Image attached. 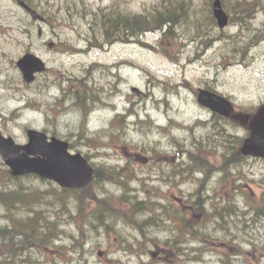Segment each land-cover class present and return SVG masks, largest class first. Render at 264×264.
Returning <instances> with one entry per match:
<instances>
[{
  "label": "rangeland",
  "instance_id": "rangeland-1",
  "mask_svg": "<svg viewBox=\"0 0 264 264\" xmlns=\"http://www.w3.org/2000/svg\"><path fill=\"white\" fill-rule=\"evenodd\" d=\"M35 1L40 10L52 9L51 14L58 18L33 21L14 0H0V130L18 143H27L28 128L69 141L75 153H89L103 175L108 167L124 169L136 190L129 196L156 204H149V211H135L133 225L137 230L121 223L114 225L115 213L123 214L120 204L124 205L125 196L97 175L96 182H100L94 189L100 198L105 197L102 207L113 213L106 216L110 222L103 224L100 203L83 204L85 192L74 191L80 192L84 201L67 209L68 198L64 203L56 199L55 194L63 190L56 182L36 175L14 178L0 155V228L7 226L11 235L0 245V256L17 250L23 261L4 264H264V161L248 158L223 169L224 156L235 146L239 149V142L248 134L241 124L244 113L253 112L264 102V40L249 50L243 62L241 55L227 56L220 47L226 39L205 49L183 30H178L175 47L170 39H164V30L140 37L169 49L178 60L135 41L90 47V25L82 4L75 3L80 4V0ZM84 1L85 7L94 8L108 2ZM152 1L131 0V7L141 11ZM203 1L195 0L196 8H201ZM257 10L260 13L246 39L264 26V11L261 7ZM40 28L42 36L38 35ZM225 31L235 35L240 26L234 22ZM49 41H54L53 48L48 47ZM26 52L37 54L48 66L33 84L24 82L17 66ZM84 77L92 88L87 100L93 110L89 109L87 122L82 108L73 105L71 93L72 85ZM200 88L230 97L237 106L236 120L221 119L202 106L197 100ZM192 145L201 147L211 167L200 196L195 189L201 182L185 180L182 168L187 161L184 149ZM196 177L202 178L203 173L196 172ZM17 184L20 188L14 189ZM20 190L26 192L25 202H31L34 211L19 206L15 210L6 204L4 194L16 191L22 195ZM197 201L203 205L201 210ZM217 207L226 208L223 216L220 212L209 214ZM93 209L101 225L94 223L84 235L79 223L87 225L92 215L86 213ZM156 209L165 220H173L168 222L171 230L153 222ZM177 209L185 212L184 219L176 217ZM32 215H39L38 223L57 236L44 250L23 255L9 238L14 236L13 230L19 231V223L25 231L33 232V225L27 223ZM192 217L197 219L200 232L190 228L187 235L182 228ZM59 230L62 234L58 236ZM73 245L80 247L81 254L74 252Z\"/></svg>",
  "mask_w": 264,
  "mask_h": 264
},
{
  "label": "trees",
  "instance_id": "trees-1",
  "mask_svg": "<svg viewBox=\"0 0 264 264\" xmlns=\"http://www.w3.org/2000/svg\"><path fill=\"white\" fill-rule=\"evenodd\" d=\"M31 6L38 9L39 5L35 0H26ZM108 2L105 4H100L96 8L92 7L93 5H89V7H85V1L80 0V4L77 2L76 5H81L85 12V18L89 23L90 35H89V43L94 47H104L105 44H114L116 42H138L141 45L148 47L157 52H161L162 55L166 56L171 60H178L176 55L172 53L169 49L162 47L158 48L154 45L146 43L140 39L142 35L146 32H155L157 30H164V39H170L174 44V47L178 45L179 39V31H185L186 35L191 41H199L202 48L209 49L213 46L215 42L224 41L226 39V44H221L220 47L226 50L227 56H237L241 55V59L243 62L248 56L249 50L258 44L261 40H264V26L257 29L254 34V37H249L246 39V32L253 30V19L257 17L258 7H261V10L264 11V3L263 0H223L224 6L227 8L229 12L234 11L236 15H232V23L236 22L240 26V31L235 35L225 33L226 31L217 30L216 19L213 16L212 4L213 0H204L201 8H196L195 0H154L150 4L146 5L143 10L135 11L131 7V0H107ZM41 4V3H39ZM87 5V4H86ZM42 14H48L44 10L41 11ZM88 16V17H87ZM264 25V24H263ZM215 30H217L216 33ZM227 37H226V36ZM227 59L226 57H224ZM97 65V64H96ZM78 83L72 85L71 93L75 98V104L79 105L84 113V116H88L89 109L91 108V103L87 100L88 97L92 95V88L88 84L87 79L79 78L77 79ZM90 140V139H89ZM92 140V139H91ZM241 140V139H240ZM178 142L180 140H177ZM241 141L239 142V144ZM179 144H182L179 142ZM187 150V161H185L186 165L183 168L185 180H193L195 179L196 168H208L210 167L209 162L206 163V160L203 156V151L199 145H192ZM198 157L202 163V165H196L197 161L191 160V157ZM243 156L240 154L239 150L235 146V150L228 156H224L223 160V169H225V163L229 159H234L237 162L241 163L243 160ZM210 172V170H209ZM128 173L125 172L124 169H117L116 167H108L105 170L104 175L98 173V176H102V180L104 184H114L116 188L123 191L125 199L123 200L124 205L120 204V207L123 208V214L115 213L117 215V220L114 225H123L124 227H137V225H133L135 222L133 220V215L135 211L140 208V210L147 211V205L149 203L156 204L155 202H150L147 200H140L136 195H130L129 193L135 192L133 187H130V182L126 178ZM97 176V179L98 178ZM11 177V176H10ZM9 177V178H10ZM95 180V182H96ZM207 180H201V186L195 189L196 195H201L202 186H204ZM100 182V181H99ZM96 182V183H99ZM95 184V183H94ZM94 184L84 188V189H63L61 193H56V199L61 200L68 198V201L65 203V207L70 209L71 204H75L76 206H80V204L84 201L82 196H80V192L74 193V191L82 190L85 192V201L83 204H87V201L90 202L92 199L96 201V191L94 190ZM20 188V185L14 189ZM22 195L19 192L11 191L9 193H5L6 195V204L10 206L12 209H28V212L34 211V208L31 207V202L26 201L27 197L26 192L20 190ZM19 194V197H16V194ZM108 193H115L109 191ZM114 195V194H113ZM3 195H0V197ZM72 198V199H71ZM200 199V198H199ZM97 201L101 205V210L99 212V216L104 214V222L109 223L110 220L106 218V216L112 215L108 208H103L102 206L106 204L105 197L97 198ZM18 202V205L15 204ZM64 203V202H63ZM195 204V203H194ZM197 209L201 210L203 205L198 201L196 202ZM85 207V206H83ZM226 208H218V212H220L221 216H223V211ZM88 210V205H87ZM132 212L131 215L128 214V211ZM216 210V208H215ZM80 211V210H79ZM27 212V213H28ZM39 213V211H38ZM176 215L177 218H183L184 214L180 209H177ZM87 214V213H86ZM88 215H92L91 221L87 222V225L83 221L79 223V227L82 230V233L85 235L86 228L93 225L94 223L101 221L96 217L94 209L91 210ZM39 215H32L27 217V223L31 224V228L33 232L25 231L22 228L21 223H19V231L13 230L12 237L9 238L10 243L16 245V248L20 246L18 249L21 250L20 254L25 255L29 251L33 250H44L47 247L52 238L57 235H52V232L46 230L48 226H44L42 223H38ZM140 220V219H139ZM150 218H148V222ZM153 222L166 230H171V225L168 222H173V220H165L159 211H154ZM197 219L192 217V220L182 228L184 233L188 235L190 228L193 232H197ZM149 224V223H148ZM104 227V225L102 226ZM101 227V228H102ZM22 228V229H21ZM117 231V228L115 229ZM109 231H107L108 233ZM61 231L59 230V235H61ZM11 236L8 233L7 227L0 228V245L6 242V237ZM18 236H20L18 238ZM23 245V247L21 246ZM75 247V245H73ZM179 248V247H177ZM18 257V251H14L5 256V258H16Z\"/></svg>",
  "mask_w": 264,
  "mask_h": 264
},
{
  "label": "water",
  "instance_id": "water-1",
  "mask_svg": "<svg viewBox=\"0 0 264 264\" xmlns=\"http://www.w3.org/2000/svg\"><path fill=\"white\" fill-rule=\"evenodd\" d=\"M17 1L34 19H44L24 0ZM213 10L219 26L221 28L227 26L230 16L221 0L214 1ZM49 45L53 47L54 43L51 42ZM18 66L26 82H33L36 73L46 69L44 61L32 53L22 57ZM198 101L225 117H231L235 113V107L229 99L206 89H200ZM246 121L249 123L251 134L245 139L242 152L246 155L264 157V104L253 116L247 117ZM28 134L29 143L20 145L12 137H5L0 132V151L13 175L38 173L55 180L63 187H82L93 180L94 168L81 153H69L66 141L53 137L50 142L46 133L34 129H29Z\"/></svg>",
  "mask_w": 264,
  "mask_h": 264
},
{
  "label": "bare ground",
  "instance_id": "bare-ground-1",
  "mask_svg": "<svg viewBox=\"0 0 264 264\" xmlns=\"http://www.w3.org/2000/svg\"><path fill=\"white\" fill-rule=\"evenodd\" d=\"M84 78L88 79V77H84ZM88 84H91V83L88 82ZM219 138H222V137L220 136ZM224 141H225V139H224ZM191 160L197 161V163H202V161L198 157H196L195 155H194V157H191ZM238 165H240L239 162H237L234 159H229L225 163V168H230V167L233 168V167L238 166ZM17 210H18V208H17ZM21 246H23V245H21Z\"/></svg>",
  "mask_w": 264,
  "mask_h": 264
}]
</instances>
